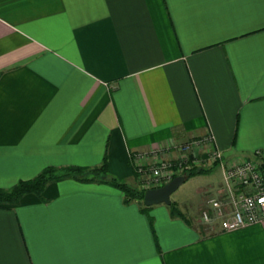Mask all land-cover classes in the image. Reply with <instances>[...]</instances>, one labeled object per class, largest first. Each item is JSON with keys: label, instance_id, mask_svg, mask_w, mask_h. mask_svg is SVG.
Returning <instances> with one entry per match:
<instances>
[{"label": "crops", "instance_id": "crops-1", "mask_svg": "<svg viewBox=\"0 0 264 264\" xmlns=\"http://www.w3.org/2000/svg\"><path fill=\"white\" fill-rule=\"evenodd\" d=\"M208 133L264 171V0H0L1 187L104 156L142 187L137 164ZM203 167L186 220L107 183L49 182L0 206V264H264V227L200 220L221 183Z\"/></svg>", "mask_w": 264, "mask_h": 264}, {"label": "built area", "instance_id": "built-area-1", "mask_svg": "<svg viewBox=\"0 0 264 264\" xmlns=\"http://www.w3.org/2000/svg\"><path fill=\"white\" fill-rule=\"evenodd\" d=\"M176 150V155L146 165L137 164L142 187L159 186L177 174L209 163L220 170L221 183L210 194L201 208L200 220L212 226L218 223L222 230H233L251 224L264 227V171L256 156L227 158L213 145V136H191L171 143L165 149ZM151 153L156 155V150ZM145 154H138L143 157Z\"/></svg>", "mask_w": 264, "mask_h": 264}, {"label": "trees", "instance_id": "trees-1", "mask_svg": "<svg viewBox=\"0 0 264 264\" xmlns=\"http://www.w3.org/2000/svg\"><path fill=\"white\" fill-rule=\"evenodd\" d=\"M206 171L207 169L204 167H194L183 174L189 177ZM66 178H73L81 182L107 183L122 191L124 203L135 200L140 204L142 210L148 207L142 201L146 187H140L112 175L109 171L106 156H104L99 164L95 165H46L32 177L19 179L9 187L0 186V206L4 207L18 203L20 198L26 193L32 192L40 196L49 182ZM167 205L171 215L179 216L186 220L184 212L178 208L174 200H171Z\"/></svg>", "mask_w": 264, "mask_h": 264}, {"label": "rangeland", "instance_id": "rangeland-1", "mask_svg": "<svg viewBox=\"0 0 264 264\" xmlns=\"http://www.w3.org/2000/svg\"><path fill=\"white\" fill-rule=\"evenodd\" d=\"M157 153V151H156ZM154 162H149V164H153ZM113 175V174H112ZM115 176V175H114ZM207 177L213 178V176L216 178L217 177V172L213 171L211 172V175H206ZM117 177V176H116ZM204 178V177H201ZM123 179V178H120ZM205 180V179H203ZM202 182V180H200V178L197 179H192V180H188V181H183L171 194H170V198L171 200H177L179 203H177V206L179 209L182 210V212H184L185 215H187L186 213H189L190 211L194 213L196 212V210H198V206L197 203H193L192 205L190 204V199L192 198L193 194H195V187L200 184ZM206 181L202 182L205 183ZM130 183V182H129ZM210 195V194H209ZM192 203V202H191ZM165 204V203H163ZM167 205V204H165ZM187 205V206H186ZM208 231H213L215 229H217L216 224H212V226H206Z\"/></svg>", "mask_w": 264, "mask_h": 264}, {"label": "water", "instance_id": "water-1", "mask_svg": "<svg viewBox=\"0 0 264 264\" xmlns=\"http://www.w3.org/2000/svg\"><path fill=\"white\" fill-rule=\"evenodd\" d=\"M185 178V174H177L162 185L147 187L143 193V203L145 205H152L160 202L169 204L171 202L170 194L185 180Z\"/></svg>", "mask_w": 264, "mask_h": 264}]
</instances>
